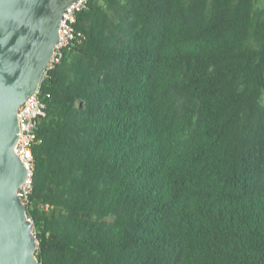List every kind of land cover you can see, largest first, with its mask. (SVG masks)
I'll use <instances>...</instances> for the list:
<instances>
[{
    "label": "trees",
    "instance_id": "1",
    "mask_svg": "<svg viewBox=\"0 0 264 264\" xmlns=\"http://www.w3.org/2000/svg\"><path fill=\"white\" fill-rule=\"evenodd\" d=\"M41 83L39 264H264V7L90 0Z\"/></svg>",
    "mask_w": 264,
    "mask_h": 264
},
{
    "label": "water",
    "instance_id": "2",
    "mask_svg": "<svg viewBox=\"0 0 264 264\" xmlns=\"http://www.w3.org/2000/svg\"><path fill=\"white\" fill-rule=\"evenodd\" d=\"M76 0H0V264H39L34 222L18 190V108L41 86L63 13Z\"/></svg>",
    "mask_w": 264,
    "mask_h": 264
},
{
    "label": "built area",
    "instance_id": "3",
    "mask_svg": "<svg viewBox=\"0 0 264 264\" xmlns=\"http://www.w3.org/2000/svg\"><path fill=\"white\" fill-rule=\"evenodd\" d=\"M90 0H76L66 8L60 25V41L55 46L53 63L58 62L66 48L82 41L83 34L77 29L78 13L82 11ZM41 86L18 108L19 136L15 145V152L22 160L27 170V177L20 185L18 193L20 198L27 204L33 188V170L35 158L33 148L39 142L38 124L45 116V105L42 102ZM31 219V218H29Z\"/></svg>",
    "mask_w": 264,
    "mask_h": 264
},
{
    "label": "rangeland",
    "instance_id": "4",
    "mask_svg": "<svg viewBox=\"0 0 264 264\" xmlns=\"http://www.w3.org/2000/svg\"><path fill=\"white\" fill-rule=\"evenodd\" d=\"M256 1L258 6L264 7V0H256Z\"/></svg>",
    "mask_w": 264,
    "mask_h": 264
}]
</instances>
